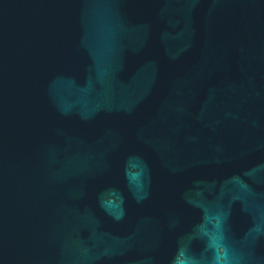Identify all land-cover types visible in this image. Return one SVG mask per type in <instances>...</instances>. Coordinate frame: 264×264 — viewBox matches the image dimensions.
Returning <instances> with one entry per match:
<instances>
[{
    "label": "water",
    "instance_id": "water-1",
    "mask_svg": "<svg viewBox=\"0 0 264 264\" xmlns=\"http://www.w3.org/2000/svg\"><path fill=\"white\" fill-rule=\"evenodd\" d=\"M0 264H264V0H0Z\"/></svg>",
    "mask_w": 264,
    "mask_h": 264
}]
</instances>
